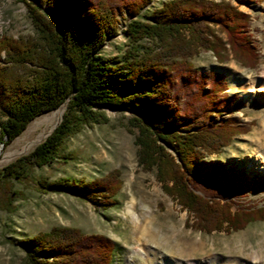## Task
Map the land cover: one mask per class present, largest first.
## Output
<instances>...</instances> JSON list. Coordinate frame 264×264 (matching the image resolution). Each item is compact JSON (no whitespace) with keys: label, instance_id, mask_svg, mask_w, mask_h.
Masks as SVG:
<instances>
[{"label":"trees","instance_id":"1","mask_svg":"<svg viewBox=\"0 0 264 264\" xmlns=\"http://www.w3.org/2000/svg\"><path fill=\"white\" fill-rule=\"evenodd\" d=\"M35 36L0 35V137L10 144L37 116L66 105L61 121L27 155L0 169V182L23 181L52 164L65 140L100 124L105 111L128 112L137 130V164L155 169L163 192L188 213L185 226L202 233L238 231L264 219V207L244 199L264 190L219 156L247 126L233 116L242 105L222 73L200 72L201 51L245 68L259 63L251 17L227 0H17ZM151 6V7H150ZM121 32V55L104 57V43ZM120 18V19H119ZM40 192L78 196L102 211L114 206L119 172L85 179H34ZM191 224H189V222ZM25 264H111L114 245L98 234L52 227L16 244Z\"/></svg>","mask_w":264,"mask_h":264},{"label":"rangeland","instance_id":"2","mask_svg":"<svg viewBox=\"0 0 264 264\" xmlns=\"http://www.w3.org/2000/svg\"><path fill=\"white\" fill-rule=\"evenodd\" d=\"M164 1L168 0H153L152 7ZM227 1L250 15L259 63L255 68H245L231 56L228 61L219 63L208 51L199 52L191 60L200 72L222 73L227 83L226 92L237 96L242 105L233 116L247 126L246 132L235 135L219 156H211L207 161L234 165L245 170L249 177L256 175L264 180V160L257 156L264 155V0ZM129 19L124 13L118 34L107 40L101 49L104 57L121 55L125 39L120 31ZM0 35L14 39L35 36L26 9L17 0H0ZM65 107L64 104L34 118L7 146L2 145L4 138L0 137V169L41 143L61 121ZM130 116L128 112L105 111L104 122L84 126L68 137L52 164L32 169L23 178L26 180L0 182V264H25L24 252L15 245L16 241L52 227L76 228L83 234L102 235L114 245L111 264H140L139 257L130 253L134 246L132 237L138 235L133 233L126 208L133 199L137 212L143 210L145 205L139 204V197L151 195L153 188H157L158 193L150 208L159 219L152 231L157 234L166 230L183 232L184 240L178 243V254L174 255L180 264H210L220 257L234 264H264V219L238 231L209 234L185 226L190 219L188 213L163 192L155 169L147 172L138 166L134 143L137 130L131 126ZM247 164L254 168H247ZM255 166H260L261 171ZM114 170L119 172L120 186L114 196V206L104 211L78 196L60 192L43 194L34 182V179L52 181L64 177L90 181ZM142 200L148 202V199ZM244 204L264 207V190L248 195Z\"/></svg>","mask_w":264,"mask_h":264},{"label":"bare ground","instance_id":"3","mask_svg":"<svg viewBox=\"0 0 264 264\" xmlns=\"http://www.w3.org/2000/svg\"><path fill=\"white\" fill-rule=\"evenodd\" d=\"M257 156L259 159L264 160L262 153ZM255 167L258 172L261 171L260 166ZM247 168L253 169L254 167L247 164ZM157 193V188H153L151 195L145 196L142 194L139 197V204H144L145 206L143 210L138 212L135 200L130 199L127 203L126 210L131 219L133 233L138 235V237H132L134 246L131 248L130 253L132 256L139 257L140 264H180L179 261L175 260L174 255L178 254V243L184 240L185 235L183 232L181 230H166L157 234L152 231L153 225L158 221L159 217H156L157 215L150 208V204H152L155 199L153 197L157 196ZM143 198L148 199V202L143 201ZM226 260L220 257L211 260L210 264H234Z\"/></svg>","mask_w":264,"mask_h":264}]
</instances>
